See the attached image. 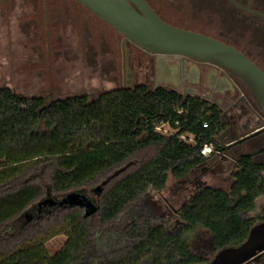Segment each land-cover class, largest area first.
Listing matches in <instances>:
<instances>
[{
  "label": "trees",
  "instance_id": "1",
  "mask_svg": "<svg viewBox=\"0 0 264 264\" xmlns=\"http://www.w3.org/2000/svg\"><path fill=\"white\" fill-rule=\"evenodd\" d=\"M162 125L173 132L158 131ZM223 129L218 105L163 87L49 103L0 87V264H201L186 240L197 229L218 252L240 246L264 220V209L245 216L264 196V163L251 154L239 155L228 189L197 187L175 210L177 229L148 202L171 177L207 162L205 144L222 149ZM97 184L100 193L89 196ZM75 192L97 204L93 214L41 204ZM60 234L64 245L51 254L46 244Z\"/></svg>",
  "mask_w": 264,
  "mask_h": 264
},
{
  "label": "rangeland",
  "instance_id": "2",
  "mask_svg": "<svg viewBox=\"0 0 264 264\" xmlns=\"http://www.w3.org/2000/svg\"><path fill=\"white\" fill-rule=\"evenodd\" d=\"M56 1L49 2V29L44 21L42 3L37 9L31 3H24L23 8L15 10V13L10 12L7 6L0 7V87L8 86L25 96L43 97L46 103L71 96H87L92 101L107 90L122 87V35L77 1ZM149 1L166 20L230 41L246 52H253L255 59L261 60L256 52H264L263 41L255 32L250 33V39L263 46L256 45L257 49L252 52L247 49L249 32L243 27V17L247 15L236 11L239 20L231 18L227 11L230 2L223 3L222 7L220 0L213 4L204 0ZM254 5H258L255 0ZM61 8L70 13L67 28L55 27L54 24V17L58 16ZM261 24L264 28V22ZM19 25L24 26L23 31H19ZM142 74L136 70L140 84L145 83ZM166 132H173V129L166 125ZM189 140L193 141V137ZM261 153L264 154V150L257 152L258 159H264ZM232 172L209 173L194 181H206L208 186L228 189L232 183ZM184 180L171 177L163 191L151 192L148 197L149 207L154 209L157 203L161 211L156 213L165 215L171 229L179 227L175 210L190 198L186 185L182 183ZM98 186L87 189L89 196L96 198L93 190ZM263 209L264 196H260L256 200V208L245 216L256 218ZM65 240L63 234L51 238L46 244L50 253L59 251ZM186 240L193 251L206 260L201 264H214L219 252L209 234L197 229L188 233Z\"/></svg>",
  "mask_w": 264,
  "mask_h": 264
},
{
  "label": "flooded vegetation",
  "instance_id": "3",
  "mask_svg": "<svg viewBox=\"0 0 264 264\" xmlns=\"http://www.w3.org/2000/svg\"><path fill=\"white\" fill-rule=\"evenodd\" d=\"M76 1V0H75ZM152 7L153 5L149 0H146ZM219 0H207L204 2L215 3ZM49 2H57L56 0H0V7H9V11L15 13V10H20L23 8L24 3H31L34 9L43 4L44 9V21L49 29V11L50 4ZM230 2V6H228L227 11L230 12V17L234 20H239L240 16H236L235 13L240 12L247 16L243 17V27L247 32H249L248 38L250 39V33H256L259 35L260 39L263 41L264 45V28L261 23L264 22V0H255L258 3V7L254 5V0H220L219 3H222V7H224L223 3ZM77 4L84 7L77 1ZM261 5V6H260ZM263 7V8H262ZM87 9L86 7H84ZM153 9L158 13V15L165 20L166 22L188 29L187 27H183L178 23H174L172 21H168L162 17L159 10L153 7ZM88 10V9H87ZM90 11V10H89ZM94 14V13H93ZM21 18V15H19ZM98 17V16H97ZM55 18V27L64 26L63 28H67L68 21L71 19L70 13L68 10L60 9V13ZM70 18V19H69ZM99 18V17H98ZM69 19V20H68ZM232 19V20H233ZM65 20L67 22H65ZM231 20V22H232ZM233 20V21H234ZM263 21V22H262ZM26 24H24L25 26ZM24 26L21 27L19 25V31H23ZM114 29V28H113ZM115 30V29H114ZM191 30V29H188ZM25 31V30H24ZM116 31V30H115ZM194 31V30H193ZM117 32V31H116ZM199 32V31H196ZM122 35L121 33L117 32ZM202 33V32H200ZM49 34V32H48ZM205 34V33H203ZM207 35V34H206ZM212 37V36H211ZM215 38V37H214ZM123 39L124 36L121 37V50H122V68H123ZM221 41H224L235 48L242 51L246 56H248L252 61H254L264 72V52H256L257 55L261 58V60H256L253 56V52L257 49L256 45L262 47L261 44H256L254 40L250 39L247 44V49L252 53L246 52L244 49L240 48L236 44L217 38ZM50 43V42H48ZM49 45V44H48ZM129 49V61L130 67L133 71V77L138 83V79L136 77V70L139 69L143 72V79L145 83L150 88L156 89L158 87L168 88L174 91L179 92L183 96H192L201 98L210 102L211 104L218 105L222 110V123L224 128L230 126V139H236L231 145L230 149H228V154L230 155V160H226L224 157L217 156L213 162L211 163H203L197 168H195L188 176H186L185 180L182 182L186 185L185 189L188 195H192V193L197 189L198 186L203 185L200 181H194L198 177H203L206 174H217V173H225L228 170L236 169V164L238 157L241 153L234 154L232 152L235 151L236 147L243 145L244 143L250 140L255 141V146L251 148L249 153L242 154H251L254 156V160L258 163H264V159H258L257 152L264 150V137H260L264 133V115L258 108L253 94L248 87V85L240 79L238 76L225 71L221 68H218L214 65L203 63L191 58H184L182 56H164L154 53H148L142 50L140 47L133 45L132 43H128ZM123 86L125 85L124 72H123ZM129 86L133 83L131 77L128 80ZM179 85L180 87H175ZM128 86V88H129ZM258 118L261 126L257 130H253L252 133L246 134L238 138V136L243 135L238 132V129L241 127H246L254 118ZM244 121L243 123H241ZM222 139V138H219ZM220 152H224L220 149L219 152L211 155H217ZM223 169V172L216 171ZM232 172V174H233ZM204 182V181H202ZM264 223L263 221L258 222L256 225ZM244 264H264V251L258 253L255 257L245 262Z\"/></svg>",
  "mask_w": 264,
  "mask_h": 264
},
{
  "label": "water",
  "instance_id": "4",
  "mask_svg": "<svg viewBox=\"0 0 264 264\" xmlns=\"http://www.w3.org/2000/svg\"><path fill=\"white\" fill-rule=\"evenodd\" d=\"M100 19L109 24L124 36L123 39V72L124 88L129 86V77L138 84L133 77L130 67L128 43L140 47L148 53L164 56H182L203 63H208L228 71L242 79L250 88L254 100L264 115V72L262 69L234 46L209 35L184 29L163 20L146 0H76ZM180 87L177 85L175 87ZM264 126V121H263ZM252 133L248 132L246 134ZM246 134L238 136V138ZM223 134L217 137L222 138ZM237 139V138H236ZM236 139L219 142L225 153L210 156L207 163L213 162L217 156L230 160L228 149ZM223 172V169L215 170ZM200 182L207 185V182ZM102 189L100 184L95 188V194ZM43 205L81 206L88 215L93 214L97 204L86 194L75 192L64 196L60 200L52 197L44 199ZM264 251V223L255 225L247 240L236 247H229L220 251L214 264H244L258 253Z\"/></svg>",
  "mask_w": 264,
  "mask_h": 264
},
{
  "label": "crops",
  "instance_id": "5",
  "mask_svg": "<svg viewBox=\"0 0 264 264\" xmlns=\"http://www.w3.org/2000/svg\"><path fill=\"white\" fill-rule=\"evenodd\" d=\"M243 122L244 121H242L241 123ZM260 126H261V123L259 122L258 118L255 117L254 120H252L246 127L244 128L241 127L240 129H238V132H240L241 134L248 133L253 130H257ZM222 134H223L222 139H218V141L219 142L227 141L230 138V126H228L227 128H224L222 130ZM260 137H264V133ZM255 141L257 140L256 139L250 140L244 143L243 145L236 147L235 151L232 153L238 154L241 152V150H242V153H249L251 148H253L255 144L257 143V142L255 143ZM261 155H264V154L261 153Z\"/></svg>",
  "mask_w": 264,
  "mask_h": 264
},
{
  "label": "built area",
  "instance_id": "6",
  "mask_svg": "<svg viewBox=\"0 0 264 264\" xmlns=\"http://www.w3.org/2000/svg\"><path fill=\"white\" fill-rule=\"evenodd\" d=\"M165 126L166 125H162V126H159L157 129L158 131H163L164 132V129H165ZM204 126L206 127L207 124H204ZM166 133H169V132H166ZM220 150H217L215 145L213 143H209V144H205L202 149H201V154L206 156V157H209L213 154H215L216 152H219Z\"/></svg>",
  "mask_w": 264,
  "mask_h": 264
}]
</instances>
